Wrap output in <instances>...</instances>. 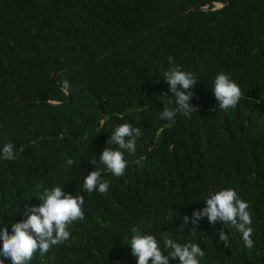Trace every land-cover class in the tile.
Segmentation results:
<instances>
[{
  "label": "trees",
  "instance_id": "1",
  "mask_svg": "<svg viewBox=\"0 0 264 264\" xmlns=\"http://www.w3.org/2000/svg\"><path fill=\"white\" fill-rule=\"evenodd\" d=\"M169 56L197 77V111L177 112L173 126L160 119L175 99ZM220 72L242 90L228 111L212 90ZM123 123L142 135L116 177L99 156ZM8 142L16 159L0 158V230L42 204L45 187L85 197L69 240L29 264H137L133 227L198 244L200 264H264V0H0V154ZM100 168L108 192H84ZM229 187L249 204L251 249L223 222H183Z\"/></svg>",
  "mask_w": 264,
  "mask_h": 264
},
{
  "label": "clouds",
  "instance_id": "2",
  "mask_svg": "<svg viewBox=\"0 0 264 264\" xmlns=\"http://www.w3.org/2000/svg\"><path fill=\"white\" fill-rule=\"evenodd\" d=\"M167 62L170 67L163 73L164 81L169 85L170 92L175 99L165 103V108L160 112V119L169 122V126L175 124L177 112L190 116L197 108L193 105V89L197 85V77L190 71L182 70L175 62V58L169 56ZM64 87L68 88V81H64ZM214 95L219 103V109L228 111L234 109L242 96L241 87L226 73L220 72L216 75L213 87ZM177 107H171L172 104ZM142 135L141 128L131 123H123L116 127L110 136L108 145L99 156V161L108 172L116 177L125 174L128 161L125 152L134 154L136 152L137 139ZM0 158L14 160L15 145L11 142L5 143ZM95 163V159L92 161ZM73 159H67L66 165L72 166ZM102 168L93 170L84 178L83 190L87 193L98 191L100 194L107 193L110 182L105 180ZM41 186H38L37 191ZM42 201L39 206L25 205V216L20 222L11 225V233L7 226L0 230V264L10 258L11 264H29L34 255L39 252L41 256L49 252L53 246H58L69 240L71 236L70 225L84 219L82 206L85 197L79 193L72 195L66 193L63 187L57 185L51 188H43L38 196ZM206 207L194 211L192 217L185 216V225L191 222L198 224L200 219L207 217L211 224L218 221L235 228L242 234L245 246L253 248L252 239L254 228L252 213L249 204L241 199L234 188H225L210 192L205 199ZM132 236L128 243L133 255L137 258V264H170V260L179 258L180 264H200V259L205 252L196 243H179L172 238L171 232L159 233L157 235L143 233L139 227L131 229ZM220 239L227 243V235L221 231ZM163 248L160 247V240ZM167 253V255H165Z\"/></svg>",
  "mask_w": 264,
  "mask_h": 264
},
{
  "label": "water",
  "instance_id": "3",
  "mask_svg": "<svg viewBox=\"0 0 264 264\" xmlns=\"http://www.w3.org/2000/svg\"><path fill=\"white\" fill-rule=\"evenodd\" d=\"M215 7L212 9V11H215V10H218V9H222V8H225L226 5H223L221 3H215L214 4ZM228 5H231V2H228ZM192 10H198L197 8H193ZM200 10H204V11H207L209 10V7H205V8H201ZM57 76L58 74L57 73H54L52 76H51V80L59 86L58 82H57ZM54 105H62L63 103H53Z\"/></svg>",
  "mask_w": 264,
  "mask_h": 264
}]
</instances>
